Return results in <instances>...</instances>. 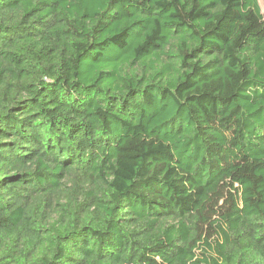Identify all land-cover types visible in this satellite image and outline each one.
<instances>
[{
	"label": "trees",
	"instance_id": "16d2710c",
	"mask_svg": "<svg viewBox=\"0 0 264 264\" xmlns=\"http://www.w3.org/2000/svg\"><path fill=\"white\" fill-rule=\"evenodd\" d=\"M0 264H264L258 0H0Z\"/></svg>",
	"mask_w": 264,
	"mask_h": 264
},
{
	"label": "rangeland",
	"instance_id": "374dc122",
	"mask_svg": "<svg viewBox=\"0 0 264 264\" xmlns=\"http://www.w3.org/2000/svg\"><path fill=\"white\" fill-rule=\"evenodd\" d=\"M259 1V4L262 8V10L264 11V0H258Z\"/></svg>",
	"mask_w": 264,
	"mask_h": 264
}]
</instances>
